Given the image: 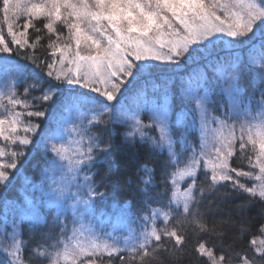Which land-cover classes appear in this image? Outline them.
I'll return each instance as SVG.
<instances>
[{"label":"snow or ice","instance_id":"1","mask_svg":"<svg viewBox=\"0 0 264 264\" xmlns=\"http://www.w3.org/2000/svg\"><path fill=\"white\" fill-rule=\"evenodd\" d=\"M0 13V264H162L192 225L222 241L239 234L199 243L206 264H264V239L243 246L253 228L264 236V0H0ZM117 123L128 145L167 152L152 160L160 184L140 166L135 204L111 197L109 177L95 178L100 158L114 157ZM33 152L42 163L27 175ZM16 182L19 204L6 196ZM229 186L247 196L239 215L217 221V194ZM256 202L253 223L243 213ZM25 222L41 234L34 249Z\"/></svg>","mask_w":264,"mask_h":264},{"label":"trees","instance_id":"2","mask_svg":"<svg viewBox=\"0 0 264 264\" xmlns=\"http://www.w3.org/2000/svg\"><path fill=\"white\" fill-rule=\"evenodd\" d=\"M0 19H2V13H0ZM24 18L21 17L18 23L22 24ZM4 32L6 35V25L3 26ZM46 33V30H44ZM29 36L31 39H35V33H33L32 29H29ZM8 38V37H6ZM10 39V38H8ZM30 39V42H31ZM47 37L45 36V39L41 41V43H46ZM43 51V49H41ZM178 83V81H177ZM251 77L250 73L247 71H244L242 73V84L249 85L251 84ZM252 87L255 89V100H260V94L259 89L255 87V85H252ZM177 92H179V89L177 88ZM217 101L220 100L219 96L214 97ZM178 99L179 95L176 96L175 99V105L178 107ZM142 120L147 123L148 116L145 114H142L140 117ZM103 127V126H101ZM110 128L114 132L113 137V143L116 147V151L114 153V157L111 160L105 159L103 157L100 158L97 164V168L94 170L98 173V175L95 177L97 180L100 179L101 176L109 177L112 181L109 184V189L111 190V197L117 198V202H132L136 203L137 201V187H143L142 184L139 182V178L144 176L143 172H140V166L147 163L148 167L151 169H155V179L154 183L160 184L161 180V173L159 168L155 163H152V160L155 159L159 161L160 163L164 162V159L167 157V152H164L160 155L151 156L150 155V146L148 144L141 145L139 142H137L134 146H130L127 143L123 141V135H115L116 131H119L120 133H123L124 131H127L126 127L121 124H113L110 125ZM94 132H97L98 134H102L99 132L98 129H93ZM150 135H154V132H151ZM107 137H105V140ZM3 141H0V146H3ZM139 156V158H137ZM35 157V159H33ZM7 158H5L6 160ZM30 164L27 165V175H31L34 168L39 167L40 163H42V158L40 154H37L36 152H33L32 156L29 157ZM111 165V167H109ZM232 165L244 167L241 165H237L236 158H233ZM244 170V168H243ZM200 179H203V176L200 177ZM241 182H243L242 177L240 178ZM169 188H171V185L169 184ZM163 187L161 186L158 188V191L163 192ZM230 186L228 189L222 188L220 193L217 194V200L216 205H219V209L221 211V215L215 216V219L217 221L226 220L231 215L233 218L235 216L239 215L238 212L235 211L237 205L244 202V197L247 196L246 193L244 194H236V195H230ZM168 195H171V192L169 191ZM6 196L8 198L9 203H16L19 204L24 199L23 191L20 187V182H16L15 186L12 187L7 193ZM258 201V198H256ZM111 202V201H109ZM167 201L165 200V203ZM102 207V206H98ZM153 207H158V205H153ZM103 210H111L110 208H103ZM5 209L3 207V202L0 201V219H2L3 213ZM213 211H216V207H213ZM261 212V204L259 202L253 203L251 205H248L246 208V211L243 213L244 217L251 218L253 223H257L260 221V215ZM11 218V216H9ZM172 226V222H169V227ZM157 227H163V221L158 220L157 221ZM47 231V230H45ZM23 232V239L28 243V246L30 249H34L37 244L41 243V234L40 232H32L29 230V226L27 222L22 227ZM185 235V242L183 245H181L182 251L178 253L175 257L171 256L170 254H165L163 257H158L157 259L159 261H162V264H206L207 258L206 257H200L198 253H196L195 249L198 247L199 243L203 242L206 244V246L212 247L215 245H220L221 243L232 244L233 243V237L238 236L239 234L235 231H231L228 233V239L225 241H222L220 237L224 235L222 232L217 231L216 233H205L202 231H199L198 229H195V226H186V230L183 233ZM260 233L258 232L257 228H253L249 234H246V236L243 238V246L249 247V241L252 238H259ZM174 243V241L172 242ZM171 247V245H169ZM239 251V247L236 249ZM214 251L216 249L214 248ZM25 260L28 259V251H25L24 253ZM32 264H36L35 259H33Z\"/></svg>","mask_w":264,"mask_h":264},{"label":"rangeland","instance_id":"3","mask_svg":"<svg viewBox=\"0 0 264 264\" xmlns=\"http://www.w3.org/2000/svg\"><path fill=\"white\" fill-rule=\"evenodd\" d=\"M179 104H180V100L178 99V107H179ZM145 115L147 116V113H145ZM67 128H68V130L66 132L67 141L69 142L71 147H75L76 145L73 144L72 141L78 139V137L76 136L75 132H71V129H72V125L71 124H69L67 126ZM154 135H155V133H154ZM242 166H244L243 168H244L245 171L249 170L248 169V165L246 163L242 164ZM242 179H243V182L247 183L248 186H251L252 183L255 182V181H252V180H248V178H244V177H242ZM185 186H186V181H181L180 185H179L180 189L182 190ZM105 211H111V210H105ZM2 218H3V216H2ZM260 239H264V236H262V235L259 236L257 241L259 242Z\"/></svg>","mask_w":264,"mask_h":264}]
</instances>
